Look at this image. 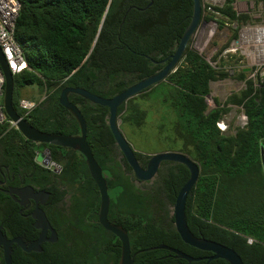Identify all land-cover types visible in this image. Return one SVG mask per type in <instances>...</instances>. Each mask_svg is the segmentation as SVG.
Returning <instances> with one entry per match:
<instances>
[{"label": "trees", "instance_id": "trees-1", "mask_svg": "<svg viewBox=\"0 0 264 264\" xmlns=\"http://www.w3.org/2000/svg\"><path fill=\"white\" fill-rule=\"evenodd\" d=\"M18 2L14 38L27 67L13 74L12 103L22 115V91L36 85L44 95L27 97L37 104L25 118L41 131L60 135L80 132L75 116L59 102L64 87L112 97L161 70L193 14V0ZM229 2L217 9L220 14L245 21L248 15L236 13ZM210 18L201 7L199 23ZM223 26L218 20V27ZM238 28L231 27V38ZM226 45L208 61L190 38L175 70L118 106L116 120L142 167L158 151L181 152L197 163L199 175L185 206L194 235L233 248L244 264H264V77L247 78L244 88L224 101L214 97L210 108V83L228 77L232 55L219 57ZM237 77L245 79L244 71ZM68 100L86 121V141L107 183V217L127 231L133 264H205L211 252L185 243L171 214L188 168L162 161L152 181L137 182L108 125V107L75 93ZM232 105L241 108L246 122L230 133L218 123ZM9 120L6 115L0 124V180L8 171L16 182L49 190L55 204L49 218L58 240L50 258L37 264H118L120 240L98 221L100 195L83 154L26 139ZM44 149L59 171L36 161ZM17 216L15 202L0 190L4 232L6 221ZM159 244L203 258L188 262L163 248L147 249ZM208 264L229 263L217 258Z\"/></svg>", "mask_w": 264, "mask_h": 264}, {"label": "water", "instance_id": "water-1", "mask_svg": "<svg viewBox=\"0 0 264 264\" xmlns=\"http://www.w3.org/2000/svg\"><path fill=\"white\" fill-rule=\"evenodd\" d=\"M200 18L201 2L200 0H193V14L191 17V21L185 29L183 35L181 36L174 53L169 57V60L166 65L161 70L141 79L140 81L127 87L120 93L112 97H102L83 88L64 87L61 90L58 99L60 104L64 108L68 109L78 121L80 128V132L78 134L60 135L41 131L33 127L26 120L25 117H23L20 113L17 112L12 103L14 89L13 73L11 72L0 47V68L5 78L2 96V106L5 114L14 123L15 128H17L26 139H29L36 143H49L68 147L83 154L89 173L95 181L100 195L98 221L105 229L111 231L120 240L121 253L118 264H133L134 254H131L127 231L121 225L111 222L107 217L109 207V194L107 192V183L102 174V169L95 160L91 152L90 146L86 141V121L77 106L68 100L69 93L81 95L82 97L88 99L93 103L108 107V125L114 136L116 144L118 145L122 155L125 157L128 164L130 165L132 173L136 180L143 182L151 181L157 174V170L162 161H176L184 164L189 170V177L179 189L175 198V202L172 206L171 214L173 216V224L175 230L178 232L179 236L185 243L198 249L211 252V255L204 257L206 259L205 264H208L210 260L217 258L224 259L229 264H244L240 255L233 248L217 241L206 239L202 236L198 237L190 231L187 225L185 214L186 199L199 175V166L197 165V163L192 161L190 157L181 152L159 151L152 154L149 157L145 167H142L134 154L133 148L128 143L121 130L119 129L118 121L116 120L118 106L125 103L130 97L160 82L161 80L166 78V76L171 71L175 70L192 33L199 24ZM218 125L220 129H225L224 124L218 123ZM45 150H47L48 153L46 155L42 154L41 158L43 163L47 164L50 161L51 157L48 149H44L43 152H45ZM25 189H28L32 192L30 194L31 197H34L39 194V192H35L31 186H27V188ZM13 197L16 199L15 196ZM33 216L36 219L34 223L35 226L41 229V235L39 239V241H41L44 238L43 234L46 232V229L50 228V224L42 209L37 208ZM53 235H55L54 231ZM12 242H16L20 245L22 244L19 238L8 239L6 234L2 231V226L0 225V248L2 249V256L5 264H12L10 255ZM155 248H163L169 250L175 254V257L186 259L188 262L200 260L203 258L193 257L189 254L182 252L179 249L173 248L165 244H159L157 246H152L147 249Z\"/></svg>", "mask_w": 264, "mask_h": 264}, {"label": "built area", "instance_id": "built-area-1", "mask_svg": "<svg viewBox=\"0 0 264 264\" xmlns=\"http://www.w3.org/2000/svg\"><path fill=\"white\" fill-rule=\"evenodd\" d=\"M200 2L203 12L212 18L198 24L191 35L193 45L194 40L196 41L197 39V35L202 34L206 26H210L209 33L213 32L218 26V20H222L224 26L232 25L235 28L237 26L240 27L239 33L241 32L240 37L242 39L248 38L257 41L264 37V0H230L229 4L236 13H246L248 15V18L241 23L235 20L229 21L228 18L223 17L217 10L225 5L228 0H200ZM19 7L20 4L18 0H0V47L13 74L27 67L22 51L14 38V25ZM194 47L196 48L195 45ZM209 58L210 56L206 57L208 61ZM4 82L5 78L0 68V124L4 123L6 119V114L1 102ZM36 104L37 102L34 100L21 98L19 100V107L23 110L22 116L25 117L28 115ZM242 118L244 122H246V116L244 114H242ZM9 122L12 126H15L11 120H9ZM47 153V150L42 152L44 155ZM36 161L55 172L60 170L59 164L51 159L47 164H44L42 158L38 157V152ZM249 241H251V239Z\"/></svg>", "mask_w": 264, "mask_h": 264}, {"label": "rangeland", "instance_id": "rangeland-1", "mask_svg": "<svg viewBox=\"0 0 264 264\" xmlns=\"http://www.w3.org/2000/svg\"><path fill=\"white\" fill-rule=\"evenodd\" d=\"M231 27L235 28L232 25L221 28L217 26L213 32L209 33L210 26H206L203 29V33L197 35L196 41L194 40V45L205 57L212 56L226 43L227 45L219 57L228 54L232 55L231 58H228L230 65L228 64L226 66L228 77L210 83V92L206 97L207 104L210 108L215 105L214 97L221 102L224 101L231 92L244 88L247 78L252 77L256 80L259 77H264V53L262 54L260 52L264 47V37L257 41L248 38L242 39L240 37L241 32L239 33V27L237 37L234 39L231 38L234 32ZM261 45L263 46L261 47ZM241 70L245 73V79L237 77ZM22 93V98L35 95L41 99L44 95V92L38 91L36 85H31L23 89ZM242 114L243 112L240 107L232 105L231 109L220 121L225 126L224 130L233 133L236 127L242 126L245 123ZM42 152H38L39 158H41ZM261 156L262 162L264 163V147L261 148Z\"/></svg>", "mask_w": 264, "mask_h": 264}, {"label": "flooded vegetation", "instance_id": "flooded-vegetation-1", "mask_svg": "<svg viewBox=\"0 0 264 264\" xmlns=\"http://www.w3.org/2000/svg\"><path fill=\"white\" fill-rule=\"evenodd\" d=\"M136 181L143 183V181ZM27 186H31L33 190L39 192V194L31 197L30 194L32 192L25 189ZM0 190L9 195L15 202L16 211L18 213V216L13 220L6 221L5 232L2 230L8 239L19 238L22 242L21 245L16 242H12L11 244L10 255L12 264L14 261H18L21 264L44 263L46 257L50 258L52 255L54 243L58 240V233L54 227V221L52 222L49 218L55 206L52 201L51 192L44 188L25 183L23 180L16 182L14 176L10 175L8 171L2 175ZM13 196H15L16 199ZM68 197L69 195L66 194L63 200L66 201ZM37 208L43 210L50 224V228L46 229V232L43 234L44 238L41 241H39L41 229L35 226L34 223L36 219L33 216ZM8 216H10V214H8ZM53 231L55 235H53ZM0 264H5L1 248Z\"/></svg>", "mask_w": 264, "mask_h": 264}, {"label": "bare ground", "instance_id": "bare-ground-1", "mask_svg": "<svg viewBox=\"0 0 264 264\" xmlns=\"http://www.w3.org/2000/svg\"><path fill=\"white\" fill-rule=\"evenodd\" d=\"M263 43H264V42H263ZM263 43H262V44H263ZM262 46H263V45H261V47H262ZM258 47H259V46H258ZM261 47H260V48H261ZM260 52H262V54L264 53V47H263V49L260 50ZM260 56H261V54H260ZM263 58H264V57H263Z\"/></svg>", "mask_w": 264, "mask_h": 264}, {"label": "clouds", "instance_id": "clouds-1", "mask_svg": "<svg viewBox=\"0 0 264 264\" xmlns=\"http://www.w3.org/2000/svg\"><path fill=\"white\" fill-rule=\"evenodd\" d=\"M191 38V37H190Z\"/></svg>", "mask_w": 264, "mask_h": 264}]
</instances>
